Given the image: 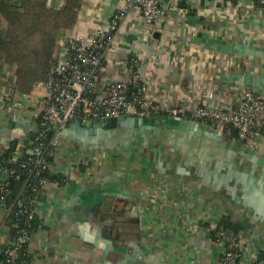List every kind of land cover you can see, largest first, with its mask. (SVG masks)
<instances>
[{
	"label": "crops",
	"instance_id": "obj_1",
	"mask_svg": "<svg viewBox=\"0 0 264 264\" xmlns=\"http://www.w3.org/2000/svg\"><path fill=\"white\" fill-rule=\"evenodd\" d=\"M99 2L107 16L121 0ZM210 3L197 0L190 14L165 12L153 38L135 28L126 35L155 102L185 105L212 93L210 104L230 105L243 90L264 97V7L226 12L225 3L212 12ZM96 4L86 0L83 11ZM136 117L116 127H66L55 164L68 178L38 204L33 264H213L221 247L208 227L224 214L243 225L247 249L264 254V130L249 143L186 116ZM11 126L0 122L1 142L30 130L27 120ZM7 238L2 231L0 246Z\"/></svg>",
	"mask_w": 264,
	"mask_h": 264
},
{
	"label": "built area",
	"instance_id": "obj_2",
	"mask_svg": "<svg viewBox=\"0 0 264 264\" xmlns=\"http://www.w3.org/2000/svg\"><path fill=\"white\" fill-rule=\"evenodd\" d=\"M63 1L58 0V3ZM99 1L96 4L99 8L91 13L82 10L77 26L58 39L61 50L56 56L53 73L46 81L36 84L32 92L21 94L8 81V71L0 74V122L5 120L6 124L12 125L11 129L19 120H27L30 124V130L21 132L7 142L0 141V154L7 150L11 140L17 139L11 160L16 161L26 151L31 155L30 159L33 158L36 168H46L49 163L44 155V146L36 141L51 133L49 142L58 148L64 142V130L80 113L87 117L84 122L130 115L147 117L162 111L174 116L189 113L194 119H212L221 129L230 124L238 137L249 143L261 134L264 128V97L255 90L236 91L235 102L230 105L210 104L212 93L208 99L196 98L185 105H175L171 100L164 99L155 102L151 94L146 93L147 81L141 72V55L125 48L124 45L129 43L126 35L135 28V32L142 36L153 38L156 31L165 28H159L163 25L165 12L190 14L197 0H121L120 5L107 16L106 8L101 7ZM210 1L212 12L219 11L226 3V12L233 10L238 13L243 8L247 12L255 8L257 1L264 2L236 0L219 5V0ZM181 2L190 5L183 6ZM50 3H53L52 0ZM82 23L86 26L83 30L78 28V24ZM157 47L155 45L154 50ZM105 67L108 68L107 74L102 76L101 70ZM136 85L140 86L142 94L132 90ZM27 140L30 147L24 150ZM14 173L15 169L0 164V175L5 180L0 182V234L4 230L7 234L11 233L10 218L13 214L32 219L38 211V206L27 207L20 198L7 202V180ZM32 173L29 169V177ZM41 184L49 188L54 183L42 178ZM209 225V231L216 227ZM13 226L18 227V224ZM30 240L31 237L24 230H17L12 239L0 246V255L5 257L0 258V264H16L19 249L24 242L30 244ZM214 242L221 247V253L213 264H238L240 257L244 260L242 264H261L257 258L258 252L248 250L240 236L228 243L224 234L219 232ZM28 250L32 253L29 245ZM32 254L37 255L36 252Z\"/></svg>",
	"mask_w": 264,
	"mask_h": 264
},
{
	"label": "trees",
	"instance_id": "obj_3",
	"mask_svg": "<svg viewBox=\"0 0 264 264\" xmlns=\"http://www.w3.org/2000/svg\"><path fill=\"white\" fill-rule=\"evenodd\" d=\"M236 1V0H226ZM86 0H64L62 3H50L49 0H0V74L8 71V81L12 82L14 89L21 94L32 92L36 84L46 81L53 73L56 56L61 50L58 39L69 29L76 26ZM258 7H264V2L257 1ZM185 6V2L182 3ZM132 90L142 94L140 86H133ZM162 114L167 112L162 111ZM178 116L190 117L189 113ZM127 117V116H126ZM87 117L82 113L73 119L74 122H84ZM194 119V118H193ZM206 124L217 125L212 119H204ZM225 128L237 131L232 125L226 124ZM264 128L261 130L263 132ZM33 135V134H32ZM32 138V137H31ZM50 134H45L36 141L43 144L44 155L49 163L46 168H36L34 160L26 151L16 161H12L17 139L10 141L7 150L0 154V164L15 169V173L7 180V202L17 198L22 199L24 205L38 206L40 200L47 193L41 184L42 178L50 182L63 185L68 178L65 171L56 168L55 154L57 147L49 141ZM30 147L29 140L25 142L24 150ZM12 161V162H11ZM29 169L34 171L29 177ZM3 180L0 175V182ZM11 233L7 241L12 239L17 230H24L31 238L42 226V216L39 211L32 219L25 215H12ZM18 224V227L13 226ZM243 225L231 216L224 214L216 227L210 231L213 241L218 238L219 232L225 236L228 243L239 238ZM29 242H24L15 258L16 264H32L34 255L28 250ZM0 258H5L3 254ZM243 258L238 259L242 264Z\"/></svg>",
	"mask_w": 264,
	"mask_h": 264
},
{
	"label": "water",
	"instance_id": "obj_4",
	"mask_svg": "<svg viewBox=\"0 0 264 264\" xmlns=\"http://www.w3.org/2000/svg\"><path fill=\"white\" fill-rule=\"evenodd\" d=\"M125 116H119V117H111V118H105L103 120H96V121H93V120H89L87 122H84V124H87V125H94V124H104L106 126H112V127H116L118 126L120 123H122L124 120H125ZM149 118H147L148 120ZM136 120L138 121V117H136ZM264 257V254L263 253H259L258 254V258H262Z\"/></svg>",
	"mask_w": 264,
	"mask_h": 264
},
{
	"label": "rangeland",
	"instance_id": "obj_5",
	"mask_svg": "<svg viewBox=\"0 0 264 264\" xmlns=\"http://www.w3.org/2000/svg\"><path fill=\"white\" fill-rule=\"evenodd\" d=\"M124 122H125V120L122 123H120V124H123Z\"/></svg>",
	"mask_w": 264,
	"mask_h": 264
}]
</instances>
